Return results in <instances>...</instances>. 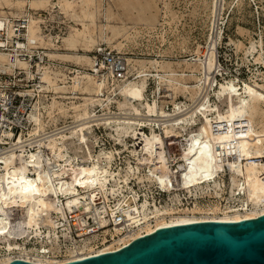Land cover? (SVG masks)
Masks as SVG:
<instances>
[{
	"label": "bare ground",
	"instance_id": "bare-ground-1",
	"mask_svg": "<svg viewBox=\"0 0 264 264\" xmlns=\"http://www.w3.org/2000/svg\"><path fill=\"white\" fill-rule=\"evenodd\" d=\"M19 4L24 3L19 1ZM46 4L54 5L52 0H31L29 7H43ZM64 4L66 7H71L73 1L67 0ZM5 16L0 15V28L4 25ZM35 22L29 18L27 30L29 45H32L37 37ZM83 33L76 31L75 34L79 36ZM73 37L72 35L68 37V39H73L70 42L67 41L70 46L75 45L76 39L74 40ZM85 38L84 34L83 40ZM87 39L90 42L95 40L90 37ZM197 51L200 52L198 49ZM90 58L84 54L77 55L78 61L86 65L91 64ZM0 60L6 64L8 58L0 53ZM149 63L155 69L154 74L153 72L145 74L144 70L139 68L136 71L138 76L142 75L140 78L128 82L124 80L123 83L117 85V93L123 96V100L118 101L119 108L128 109L129 113L103 121L107 124L115 121V124L110 125L115 133L109 134L120 140L125 149H129L128 152L135 158V165L129 161L127 168L113 169L112 160L115 151L100 149L96 153H91L87 138L92 125L89 120L71 127L69 137H73L76 142L75 140L72 142L78 144L75 146L77 150L74 149L72 153L69 151L71 141L66 140L68 136L63 133L55 136L53 133V136H47V140L37 139V150L10 149L0 155L2 162L0 163V243H3L1 246L4 250L0 256V264H7L14 258L52 264L93 256L92 252L95 250L101 251L98 253L115 251L113 249L119 246L117 244L113 246L104 242L106 246L98 247L93 251L90 245L83 243L80 244L79 249H76L82 253L72 257L60 260L52 257L46 258L44 255L51 248H55L54 245L59 239V225L62 226V235L66 236L65 229L68 230L69 226L63 221L67 222L68 213H77L79 210L89 211L96 197L108 200L111 195L113 198L116 196L117 202L124 201L126 194L121 184L122 182L128 184L131 175L136 176L140 181L157 184L168 192L170 190L176 192L179 188H185L187 192L202 190L219 195L224 183L217 177L221 171L226 169L230 177L231 196L236 199L242 196L243 202L239 205H226L221 208L217 206L213 208L192 207L181 208L182 210L179 211L171 205L162 207L157 205L152 209L149 202L144 199L140 205L141 208L137 207V203L135 204L141 214L139 219L143 222L139 228L143 230L136 231L123 242L136 238L142 233L156 231L162 226L206 220L242 221L245 218H254L264 214V91L258 90V87L249 83H243L239 91L233 80L229 79L220 82L215 91L219 103L211 102L206 94L201 97L197 106L187 112L159 119L158 116H169L170 114L165 113L164 109L159 107L158 99L155 98L150 102L145 98L143 93L147 75L155 76L158 79V85L164 81L167 94L161 97L173 98L177 90H182L190 93V98L193 99L202 86L199 85V81L197 84L187 85L180 77L185 75L184 72L166 70L165 63L156 59ZM198 63L207 74L206 81L208 73L215 65L214 50L207 51L205 60ZM16 64L27 66L26 62L20 59H17ZM55 74L49 66L43 67L40 73L41 88L51 87L53 94L50 102L40 106V101H38L35 104V110L30 113L35 122L32 129L35 133L44 130V126L49 121L57 119L55 115L57 112H54L56 109L64 114L68 112L69 108L59 99L61 97L69 98L72 95H75L72 97H78L76 96L78 92L84 94L81 97L84 99L83 102L70 106L75 108L74 117L78 120L87 119L90 116L89 105L107 106L111 101L110 95L103 97L105 81L99 80L91 72L83 73L84 75L81 76L78 73L73 75V83L69 86L65 83L61 85ZM191 75L194 76V74ZM68 88L71 96L54 95L69 93ZM115 90V87L112 88V91ZM180 104L174 103L178 109L181 108ZM223 104L225 108L222 110ZM140 106L145 112L144 115H156L157 117H139L138 115L142 113ZM40 107H43V110ZM43 113L50 117L48 121L41 118ZM257 116L262 119L258 121ZM212 120L216 123L226 121V129L222 130L223 128L219 125H215L219 128L213 129ZM86 122L89 123L86 124ZM155 122L161 125L164 135L170 137L171 141H174V138L181 135L184 130L185 139L181 141L182 150L179 155L178 173L168 164V158L162 146L164 142L162 136L152 126ZM145 124H150L149 133H144L142 125ZM193 124H196L194 129ZM8 135L12 145L22 143L24 140L22 134L14 137L11 132H8ZM127 136L136 139L131 148L124 140ZM43 151H46V154ZM142 165L147 168V174H140L139 168ZM171 176H174L176 181L173 182ZM60 194L64 196L62 200L59 198ZM168 197L175 199L177 194L171 197L168 195ZM175 201L178 199L173 200ZM129 206L134 205L129 204ZM15 210H17L16 217L9 219L10 215L15 214ZM151 217L154 218L153 225L150 222ZM100 223L105 225L104 219H101ZM105 231L110 232V229L106 228ZM30 239L34 240L33 246L27 248L26 242ZM37 242L40 243L38 247L34 245ZM86 249L89 251H85ZM34 251L37 253H33Z\"/></svg>",
	"mask_w": 264,
	"mask_h": 264
},
{
	"label": "rangeland",
	"instance_id": "rangeland-1",
	"mask_svg": "<svg viewBox=\"0 0 264 264\" xmlns=\"http://www.w3.org/2000/svg\"><path fill=\"white\" fill-rule=\"evenodd\" d=\"M19 1L24 4H19ZM30 1L0 0V15L15 17L23 13L31 14V20L36 21L35 32L37 33V37L32 42V44L37 43L34 47L36 49H33V54L37 55L33 60V70L36 68L34 66L36 58L41 55L40 65L53 69L61 85L65 83L69 86L73 83L72 76L77 73L80 76L86 72L89 74L98 50L112 54L119 53L126 60L129 70L127 82L142 76L137 75L136 69L139 68L143 69L145 74L148 72L154 74L155 69L149 63L154 59L165 63L166 70L184 72L185 75L180 77L187 85L197 84L199 81L202 88L197 94L198 97L191 99L190 93L177 90L173 98H168L161 97L167 94L164 81L158 85V79L155 76L147 75L143 93L145 98L150 102L155 98L158 99L159 107L164 109L165 113L170 114L169 116H158L159 119L187 112L197 106L201 97L206 94L211 102L219 103L215 91L220 82L229 79L233 80L239 91L243 83H249L258 87V90L264 91V0H68L73 1L71 7L65 6L64 2L67 0H52L53 6L46 4L43 7H29ZM31 24L33 25L32 21ZM76 31L84 33L76 36ZM84 34L86 40H83ZM71 35L75 36L74 40L76 39L74 46L68 44L73 40L68 39ZM89 37L95 40L90 42L87 39ZM211 49L215 53V65L205 81L207 74L198 62L204 61L207 51ZM80 54L91 57V64L80 63L77 59V55ZM103 80L105 89H103L104 96H102L110 95L111 97L107 106L89 105L90 116L87 119L78 120L74 117L75 108L70 106L83 102L84 99L81 97L84 94L78 92L76 93L78 97H72L75 95L69 92V88L67 90L69 93L54 94L68 95V97L72 95L69 98H59L69 108L68 112L64 114L56 109L54 112H57L55 114L57 119H50L51 121L44 126V130L36 133V139L47 140V136H53V133L55 136L64 133L65 125L74 127L82 121L89 120L92 125L87 138L91 153H96L100 149L115 151L112 168L125 169L128 167V162L132 163L135 158L128 152L129 149L121 145L120 140L109 134L115 133L110 128L115 121L109 124L103 123L104 120H112L114 117L129 113L128 109H120L118 105V101H122L123 96L117 93V85L123 82L114 80L108 73H105ZM114 87L116 90L112 91ZM52 94L51 87L41 89L35 99H38L42 106L50 102ZM176 102L181 103V108L175 107ZM223 108H225L224 104L222 110ZM140 109L142 113L138 116L141 118L157 117L156 115L146 116L141 106ZM41 118L48 121L50 117L43 113ZM256 119L260 121L262 118L257 116ZM155 123H152V126L160 131L161 125ZM218 123L212 120L213 129L219 127L223 128L222 130L226 129V121ZM149 125H142L144 133H149ZM192 128H196V124H193ZM73 140L75 139L72 137L71 141ZM124 140L130 148L136 141L130 136L124 137ZM72 145L73 149L77 150L75 146L78 144L72 142ZM169 150L172 153L171 160H174L173 168H175L179 163L181 151L178 145L170 146ZM43 152L46 154V151ZM139 170L140 174L143 173L145 166H140ZM217 178L224 183L219 195L202 190L187 192L185 188H179L176 192L175 190L166 191L167 196L159 194L158 198L153 196L152 199L158 204L171 205L175 209L185 206L187 208H213L215 206L221 208L226 205L241 204L242 196L236 199L230 194L229 172L225 169L218 174ZM139 185L147 188L142 189L140 193H144L145 198L153 202L148 191L154 187L153 183L144 181ZM175 193L177 194L175 199L178 201L173 202L175 199L171 196ZM30 241L34 240L30 239ZM36 244L39 246L40 243ZM1 245L3 243H0V251L3 250Z\"/></svg>",
	"mask_w": 264,
	"mask_h": 264
},
{
	"label": "built area",
	"instance_id": "built-area-1",
	"mask_svg": "<svg viewBox=\"0 0 264 264\" xmlns=\"http://www.w3.org/2000/svg\"><path fill=\"white\" fill-rule=\"evenodd\" d=\"M5 17L4 25L0 28V53L5 54L8 58L6 64H4L5 62L2 63L0 60V155L8 152L10 149L17 151H21L22 149L37 150V139H41H36V133L32 131L35 122L30 115V113L35 110V104L38 102V99H35V97L36 95L38 96V92L42 89L40 86L42 83L40 81V73L43 70V67L40 65L42 59L41 55H38L36 58L37 61L34 64L36 68L33 70V60L34 57L37 56L33 54V49H36L34 47L37 46V43L29 45L27 41V30L31 14L23 13L20 16ZM97 52L98 54L95 55L93 59V67L91 65L90 68L91 73L96 75V78L102 80L104 79L105 73H108L114 78V80H121V82L127 80L129 77L128 64L119 53L112 54L110 52H100L98 50ZM99 55H102L103 57ZM17 59L26 62L27 66H20L16 64ZM71 127L72 126L65 125L63 130V134L68 136V139L66 140L69 142L72 138L69 137ZM8 132H11L14 137L22 134L24 140L22 143L19 142L12 145L9 142L10 137ZM159 132L162 136V140L164 141L162 146L166 157L168 158V164L176 173H178V165L173 168L174 160H171L172 153L170 152L169 147L178 145V149H180V151L182 150L181 141L182 139H185V136L183 135L185 134L184 130H182L183 133H181V135L174 138V141H171L169 139L170 137L164 135L161 126ZM89 134L90 132L88 133V136ZM70 146L72 148L70 147L69 151L72 153L74 150L72 141ZM84 150L86 151L85 146ZM133 162L134 164L136 163L135 160H133ZM0 163H2L1 160ZM147 172L148 170L145 168L143 174H147ZM171 177L173 182L176 181L174 176ZM128 180V184H124L123 182L121 184L123 185V191L126 194L124 201L117 202L116 196L113 198L111 195L108 200L96 197L95 203L93 202L92 208L89 211L83 212L79 210L77 213H68L67 222L63 221V223H66L69 226L68 230L65 229L67 231L66 236L62 235V226L59 225L58 242L54 245L55 248H51L49 252L44 253L46 258L52 257L54 259L61 260L63 258L72 257L75 254H80L82 252L80 250L76 251V249H79L80 244L83 243L90 245L91 250L93 251L94 249L106 246V244L109 243L113 246L117 244L119 246H116V248L113 249L116 250L127 245L137 237L148 234L142 233L136 238L123 242L131 234L136 233V231L143 230L142 228H139L143 222L139 219L141 214L137 207L141 208L140 205L143 200L149 199L145 198L144 193H140L142 189H147L144 185H139V183L144 181L138 180V178L133 175H131ZM153 185V188L148 189L150 199L153 202L147 200L150 208L152 209L157 205L160 207L163 206L160 203H156L152 197L155 196L158 198L159 194H165L167 196L168 193L161 189L158 185L154 183ZM59 198L62 200L64 196L60 194ZM183 198L184 197H182V199ZM136 203L137 207L135 205ZM129 204L134 206H129ZM181 208L183 209L187 207H179L177 210L181 211ZM16 215L17 210H15V214L10 215L9 219H14ZM101 219H104L105 225L100 223ZM150 222L151 225H153L154 218L151 217ZM106 228H109L110 232L105 231ZM111 231L113 232L111 233ZM104 236L105 239L103 240ZM18 239L20 240V238ZM104 242L108 243L104 244ZM31 245H33V242L30 240L26 242V246L28 248H30ZM34 245L38 247V244ZM87 250L89 251V249H86L85 251ZM0 252L1 256V254L4 253V250H1ZM98 252L101 251L95 250L92 254L94 255ZM33 253L37 252L34 251ZM40 253L42 252L40 251ZM16 259L48 264L25 258H14L13 260ZM66 262L69 261H60L52 264Z\"/></svg>",
	"mask_w": 264,
	"mask_h": 264
},
{
	"label": "water",
	"instance_id": "water-1",
	"mask_svg": "<svg viewBox=\"0 0 264 264\" xmlns=\"http://www.w3.org/2000/svg\"><path fill=\"white\" fill-rule=\"evenodd\" d=\"M60 264H264V214L162 226L115 251Z\"/></svg>",
	"mask_w": 264,
	"mask_h": 264
}]
</instances>
